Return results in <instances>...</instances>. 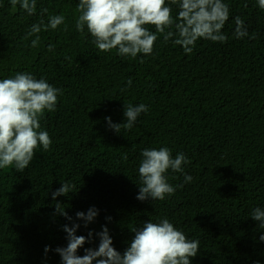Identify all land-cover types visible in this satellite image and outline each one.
Listing matches in <instances>:
<instances>
[{"label":"trees","instance_id":"trees-1","mask_svg":"<svg viewBox=\"0 0 264 264\" xmlns=\"http://www.w3.org/2000/svg\"><path fill=\"white\" fill-rule=\"evenodd\" d=\"M78 3L36 0L28 15L19 3L0 0V80L27 72L62 90L55 111L40 120L50 149L38 148L23 172L0 169V264H62L55 249L67 246L63 227L73 222L80 224L76 235L93 233L77 255L98 249L103 227L123 254L133 230L165 218L200 241L191 264H264V229L251 218L264 208V9L257 0H224L226 42L199 39L185 54L157 33L153 52L133 59L100 52L86 27L76 30ZM178 3L166 0L174 17ZM59 14L65 23L39 33L32 47L35 36L25 39L30 27ZM237 16L255 39L234 37ZM129 104L148 112L118 134L105 118L126 122ZM161 147L191 163L167 173L173 195L139 201L141 153ZM66 182L73 192L53 200ZM57 202L72 221L56 213ZM93 207L98 215L84 227L76 213Z\"/></svg>","mask_w":264,"mask_h":264},{"label":"clouds","instance_id":"clouds-1","mask_svg":"<svg viewBox=\"0 0 264 264\" xmlns=\"http://www.w3.org/2000/svg\"><path fill=\"white\" fill-rule=\"evenodd\" d=\"M18 3L28 15L36 13V0H11L13 6ZM172 3L176 4L177 0H172ZM257 3L264 9V0H257ZM178 7L179 11L174 17L166 0H79L76 30L83 33L86 27L100 52L116 50L118 55L133 59L138 54L147 56L153 52L157 33L163 35L165 41L171 39L182 46L185 54L192 53L199 39L219 43L227 41L228 37L222 30L229 20L230 8L224 0H179ZM64 23L63 14L50 16L47 23L41 19L30 27L25 39L35 36L31 43L35 48L40 43L39 33L55 30ZM234 23L233 35L236 39L256 38L255 33L249 35L239 16L235 17ZM146 25L154 26L156 32H151ZM48 51H54V45H49ZM131 84L129 78L128 85ZM60 95L61 89L27 72H17L0 80V169L14 167L17 172H23L38 148L44 151L50 149L53 141L47 131L41 130L40 120L45 111H55ZM147 112L148 107L144 104H129L124 110L126 122L118 124L113 123L111 118L105 119L109 127L119 134L121 127L130 130L141 113ZM141 156L138 167L140 186L136 198L142 202L149 198L162 201L173 195L176 186L169 183L167 173L169 170L181 173L183 166L191 163L183 153L173 156L167 147L146 148ZM192 179L185 175V183ZM74 187L70 183H63L52 193V199L68 196ZM55 209L57 214L72 221L59 202L55 204ZM97 215L98 210L93 207L87 213L77 212L76 219L84 221V227H87ZM251 218L258 222L260 229H264V208H255ZM79 227L80 224L74 222L71 227H63L67 233V246L55 249L62 264H191L190 258L196 257L200 248L198 239H189L165 218L159 222L149 220L133 230L134 238L123 254L112 247L109 230L103 227L96 234L100 240L98 249L87 248L85 254L79 256L78 250L86 242H91L93 236L92 232L87 237L76 235ZM260 240L264 242V235L260 236ZM49 250L46 246L45 253Z\"/></svg>","mask_w":264,"mask_h":264}]
</instances>
